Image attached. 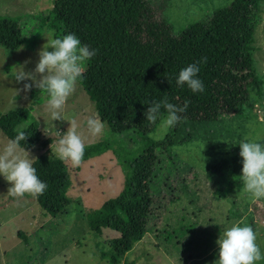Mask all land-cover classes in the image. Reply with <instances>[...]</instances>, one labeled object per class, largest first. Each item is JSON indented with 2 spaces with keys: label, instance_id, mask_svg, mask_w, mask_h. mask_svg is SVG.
<instances>
[{
  "label": "trees",
  "instance_id": "obj_1",
  "mask_svg": "<svg viewBox=\"0 0 264 264\" xmlns=\"http://www.w3.org/2000/svg\"><path fill=\"white\" fill-rule=\"evenodd\" d=\"M259 1L231 0L176 35L164 16L152 10L149 0H54L46 17H29L33 23L28 30L18 19L0 16V47L8 52L34 42L42 29L51 38L75 34L81 44L96 50V55L85 62L77 83L109 133L132 132L139 138V148L132 157L105 140L85 146L83 161L111 152L121 172L117 195L85 216L89 232L111 234L106 240L107 250L98 251L107 264H125L124 255L146 234L155 172H161V164L167 165L173 158V137L148 138L159 123L146 120L149 104L165 98L180 106L188 101L179 123L208 122L238 116L250 101L249 92L261 98L262 81L252 60ZM203 57L207 62L199 64L198 78L204 91L193 93L187 85H177L180 70ZM41 97L48 98L47 93L33 87L28 91V107L0 113V132L10 140L17 134L15 127L27 123L24 130L29 136L21 147L43 150L33 160V167L47 184L44 194L34 200L45 215L55 216L69 203V179L65 162L49 150L51 140L42 139L38 126L29 119V112L40 104ZM239 152L204 167L206 176L218 184L213 190L218 199L243 187Z\"/></svg>",
  "mask_w": 264,
  "mask_h": 264
},
{
  "label": "rangeland",
  "instance_id": "obj_2",
  "mask_svg": "<svg viewBox=\"0 0 264 264\" xmlns=\"http://www.w3.org/2000/svg\"><path fill=\"white\" fill-rule=\"evenodd\" d=\"M53 1L0 0V16L16 18L24 30H28L33 23L29 17H46ZM230 2L149 0L152 10L167 20L173 35ZM46 37L51 38V35L42 29L34 42L22 44L23 50H19V46L8 52L0 47L1 114L28 107V92L23 91V85L31 81L18 83L15 73L18 65L26 60L31 62L25 66V71L35 69ZM252 37L253 66L262 81L261 98L258 100L249 92L250 101L238 116L178 123L164 136L176 141L171 148L173 158L171 163L161 164V172H155L147 232L124 255L125 264H214L219 253L216 241L234 224L251 226L264 252V199L253 202L244 191V185L218 199L213 194L218 184L206 176L204 169L206 164L240 151L238 142L242 140L264 143V0L259 1L258 24ZM47 99L41 97L40 104L29 112V119L38 126L42 139L51 140L50 151L56 153L60 133H65L69 122L75 120L85 145L105 140L123 155H136L139 138L132 132L116 135L109 133L106 127L96 137L87 132L85 117L96 114L78 83L61 113L64 120H51L46 109ZM26 125L16 126L15 131L24 130ZM158 125L148 135L151 140H156L153 137ZM7 141L0 132V147ZM27 151L35 158L43 152L39 147ZM65 165L69 203L55 216L45 215L31 196H10L7 191L11 185L0 176V264H107L99 258L98 251L107 250L106 240L111 234L104 232L98 236L89 232L85 216L117 195L121 185L120 168L111 152L83 161L79 167ZM257 264H264V260Z\"/></svg>",
  "mask_w": 264,
  "mask_h": 264
},
{
  "label": "clouds",
  "instance_id": "obj_3",
  "mask_svg": "<svg viewBox=\"0 0 264 264\" xmlns=\"http://www.w3.org/2000/svg\"><path fill=\"white\" fill-rule=\"evenodd\" d=\"M38 55L39 60L32 71H25V66L30 63L18 65L15 80L31 81L24 83L23 91H31L33 86L47 93L46 109L50 113L51 120H64L61 115L69 97L75 92L77 82L83 75V65L96 55V50L88 45L81 44L75 34L64 35L63 38H47ZM23 45L19 50H23ZM51 48L52 51L48 49ZM207 57L201 61L189 64L180 70L176 80L177 85L187 87L193 93H202L204 84L198 78L200 63H206ZM188 101L183 106L169 103L167 98L162 101H153L147 107L144 115L146 120L155 123L159 120L154 139L160 140L174 128L182 119L181 114L187 111ZM164 110V112L161 111ZM68 130L61 134L57 141L56 155L72 167H79L83 163L85 153V140L78 131L75 120L69 122ZM87 132L93 136L101 135L105 130V124L98 116L85 117ZM14 138L0 147V176L11 185L7 193L16 198H24L26 195L38 198L47 189V184L40 180L37 170L33 167L30 153L21 147V142L28 139V134L23 129H17ZM237 144V143H234ZM242 157V175L240 176L244 191L250 195L253 202L264 199V143L238 142ZM219 245L218 259L214 264H257L264 260L257 243V234L251 226L234 224L227 228L223 235L216 241Z\"/></svg>",
  "mask_w": 264,
  "mask_h": 264
},
{
  "label": "built area",
  "instance_id": "obj_4",
  "mask_svg": "<svg viewBox=\"0 0 264 264\" xmlns=\"http://www.w3.org/2000/svg\"><path fill=\"white\" fill-rule=\"evenodd\" d=\"M262 105H263V103H262ZM258 113H259V111H258Z\"/></svg>",
  "mask_w": 264,
  "mask_h": 264
}]
</instances>
